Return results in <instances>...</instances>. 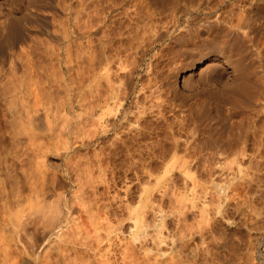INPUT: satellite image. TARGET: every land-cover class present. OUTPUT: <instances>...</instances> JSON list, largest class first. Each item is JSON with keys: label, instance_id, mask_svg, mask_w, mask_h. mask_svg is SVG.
I'll use <instances>...</instances> for the list:
<instances>
[{"label": "rangeland", "instance_id": "obj_1", "mask_svg": "<svg viewBox=\"0 0 264 264\" xmlns=\"http://www.w3.org/2000/svg\"><path fill=\"white\" fill-rule=\"evenodd\" d=\"M0 1V10L4 11L6 10V7L7 9L9 8L10 4L7 0H5L7 2H4L3 0ZM79 1L81 0H35L33 2V6L36 5L37 8L33 7L32 11H30L31 13L29 12L28 14L26 11L23 12L20 10H18V12L17 10L15 11V15H18V17L20 16L21 12H23L21 13L22 17L25 15L23 19L20 18V25H24H21L22 29L19 26V31L16 30V32H11V35L10 32L7 34V31L0 30V32L2 31L0 33V264H68V260L66 258L68 256L65 254V257L64 254L62 255L60 253V248L65 245V242L63 243L61 237L55 234H50V236L49 233L46 232L47 230H44V228L47 227H43L45 225L43 223L45 222V219H43L45 215H42L48 214L52 208L51 214L54 210V214L56 212L62 213L68 208L66 204L68 205L74 200H76V205L74 206L75 208H78L77 204L78 201L80 202V198L77 197V195L81 193L80 189H83L84 198H87L88 201L99 199L102 200L99 201V203L101 202L100 204L109 201L112 203V210H117V214L114 215V212L113 216L111 214H103L101 217L97 216L99 218L95 216L96 220L95 217H91L93 222L90 217L83 215L88 221L91 220L90 223L92 224V227L93 225H96L97 227L99 226L97 228L98 230H93L91 228V235L92 238L97 236L99 239L100 237V241H102V245L100 246L101 248H104H102L99 253L102 254V258L108 256L109 259L111 258L110 262H115H112L111 264H126L127 262V264L132 263V257L128 258L130 256L126 257L125 254L123 255L124 257H122V254L126 245L134 243L135 249L137 248L135 250V252H137L135 253L136 257L134 256L135 258H133L137 261L135 260V263L133 262L134 264H138L139 262V264H264V261H262L264 260V228H262L264 227V98L259 99V102H262H258L259 104L258 106L256 105L257 107L254 105L256 108L252 106L253 102H251V104L246 102V104V100L244 98L241 99V97L240 102L242 103L240 104H243L242 106L237 104L239 107L236 108L234 106L237 105L233 106L231 104H227L233 106L231 119L237 123L235 125L236 128L239 124H241L238 123L240 121L242 124L247 122L243 125L245 127L248 125L250 126L254 122V124H252L254 127L252 126V129L249 128L248 130L251 129L252 131H256L257 129L255 138L250 135L252 134V131L250 130L251 132L248 131L249 141L243 142V144L240 143L238 145L241 146V149H243L242 147H245L246 145L244 148L246 153L247 150L253 149L255 151V149H257V155L254 153L255 155L251 154V156L249 154H241L239 156H216L213 154V145L210 140H208V134L203 132L201 133L202 136L199 135V137H197L196 140L191 144L190 149L192 154H195L196 156L193 155V157L187 158V162L190 164V168L188 167L189 169L178 167L181 161L184 159L179 161V159L176 158L177 161L174 162L175 158L173 159V157L170 156L161 159L158 157L154 158V160L139 158L138 156L132 157V159L130 157H120V159H106L101 162L93 157L85 156V152L82 148H80L79 143L82 136V119L84 118L81 94L84 87V80L81 78L82 76H80L82 63L79 59L80 54H78V52L81 53V44L83 43L80 42H83V39H79L80 35L75 36L78 33L81 34V30L79 31L77 29L79 26L74 20L76 15L75 10L79 8V4H77ZM178 1V4L182 6L184 5L186 7L188 6L187 11L192 14H194L193 12L196 11L198 12L200 10H207V8L213 12L218 11L223 13L225 11L224 13L227 14L230 11L239 12L241 8V6L238 4V0H225V2L222 0H207V2L206 0H192V2L191 0ZM116 2L118 3L119 1L117 0ZM121 2L122 3L119 2V4H123V0H121ZM129 2L130 0H124L125 4H123L124 6H121H123L125 9L128 5L127 7H131V9L126 8V10H124L123 8H120L119 12H125L127 9L128 11L133 10L134 6L132 5V0L130 4ZM168 2V4H173L175 0H168ZM164 4H166V2H164ZM71 6L74 8H71ZM149 6L154 7L151 5V3H149ZM210 6H213V8ZM55 12H57V14ZM124 12L119 13L120 16L118 13H116V11L110 14L104 13V15H100L101 20L105 19L102 21L104 23H102L101 27L103 28L104 32L102 34V29H100L99 33L101 34L98 33L95 36L93 35V39L95 38L97 43H102L103 41L107 43L111 37L110 41L108 42L109 49L105 52L106 54L102 53V57L99 56L98 58V61H100L99 65L101 62H103L100 66L98 65V74H100V77L108 75L110 78L114 79L116 78L117 74L115 72H122V70L120 71L121 67L119 64V60L121 59H119L117 62H112V60H110L111 57L108 59V55L114 53L112 51L114 50V47L116 48V46L121 45L119 42L122 39L125 40V37L121 38V32L124 31L123 24H126L125 20L127 19L124 15ZM105 14H107V16ZM102 15L104 17H102ZM114 16H116V18ZM119 17L121 20L118 19ZM251 19L253 20L254 18L251 17ZM25 20L26 22H24ZM252 20H250L251 23H259L264 19L255 18V20ZM119 28H121V30ZM26 30H28V32ZM105 30L110 34H108V32ZM258 33L259 34L256 36L255 40L257 50L254 46V51H260L261 53L264 51V30L259 31ZM30 34L33 35V40H35L34 37H37V41H33V43L36 45L32 43V47H30V42L32 41H30V38H28L31 37ZM103 35L105 36L103 37ZM77 38L80 40V42H78L79 40H77ZM21 41L23 42L21 43ZM25 41H27L26 44H24ZM28 41H30V45H28ZM75 42L76 44H74ZM38 53L39 55H37ZM68 53L69 55H67ZM262 54H264V52H262ZM41 55L43 57H41ZM46 57L49 58L46 59ZM262 57H264V55H262ZM131 59L128 60L131 61ZM124 60L123 62L120 61L123 63V67L124 63L126 65L130 64L129 62L127 63L128 60ZM262 61H264V59H261V61L257 62L258 64L261 62L262 65L259 66V68L257 67L258 71H255V73L252 74L251 81L255 87L253 88V92H255L254 89H257L256 93H258V90L260 89L259 92L261 91L260 93L264 94V62ZM146 62L144 63V66L146 65ZM113 63L117 66V68ZM103 65H106L107 67L105 66L106 68L102 69L104 67ZM118 67L120 69H118ZM149 71L147 74L146 69L143 67L142 76L146 74L145 77H142L143 80H146V78L150 76ZM147 75L148 77H146ZM152 75L153 73H151V76ZM35 76L37 78L39 77L37 80L41 78V81L39 80L40 84H43L46 81V84H43L42 86L43 88L45 86L47 91L49 90L47 94L49 93L48 95L50 97L48 100L45 92L43 95L46 97L42 95L44 97L43 98L41 96L44 100L41 98L39 106H36L35 108L36 110H26V108H23L25 105H21H27L28 100L32 99L33 97L30 98L31 96L25 94L26 92L22 88L23 85H25L24 83H28L30 77ZM48 76H52L53 79ZM43 78L47 80H44ZM103 81L104 80H102V83L104 85ZM227 81V78H223L221 81L217 82L218 87L221 89L224 84L228 83ZM181 85L182 84H179V87H181ZM16 88L18 89L17 91ZM22 90L24 91L22 92ZM201 90L202 89H200V92L202 93L199 94V97L201 98L200 100H206L210 96H213V98L210 97L208 99H211L210 101L212 102H208L211 103L213 111L217 108L222 114L226 105H224V107L222 106L220 109L219 107L221 106L218 107L216 103H214L215 105L212 104L213 100H215L214 94H212L215 93L213 91L215 89L210 90L207 88L205 91L203 90L204 92ZM209 90L211 91L210 93ZM143 91L144 89L141 90V92ZM208 93L210 95H208ZM237 98L239 100V97ZM190 100L192 99H189V101ZM42 101L45 103L43 104ZM53 102L56 104H53ZM54 107L56 109H54ZM100 112L101 110L99 109L95 115L92 114L90 120H96L98 121V125H104L106 123L104 120L105 117H99L98 115H100ZM97 118H99V120ZM250 119L251 121H246ZM253 119H255V121H253ZM165 127H163V129ZM253 128L255 130H253ZM169 130V128H165L163 131H159L158 134L152 135L154 138L151 137L150 140H152L153 143L159 141L160 143L157 142L159 145L164 143L166 141L167 135L169 134ZM192 133L193 132H189L190 135ZM189 134H187L188 137L193 138V135L189 136ZM250 146L253 147L250 148ZM72 163L75 164L73 165ZM145 163L151 164L152 168H149V165H146ZM172 164H175V167H171ZM192 169L193 171L191 172ZM35 189L38 190L34 191ZM143 190H146V195L142 199L141 195L143 194ZM40 202L42 204H40ZM39 205L43 206L41 207ZM141 206H143L146 214H144L145 217H139V219L136 221L140 226L142 222V225L144 223L148 225L146 228H144V226L142 229L143 231H141V233L143 232L144 234H142L140 238L133 240L132 235L129 233L128 226L135 223V217L129 218V212L131 210L135 211L136 208ZM16 207L18 208L16 209ZM39 214H41V216ZM123 218L125 219L123 224L125 222L126 224L120 225V221ZM77 221L78 220L76 219V222ZM35 223H37V227H35ZM100 223L102 229L100 228ZM103 223H105L106 226L105 224L103 225ZM107 225L109 227L110 225L112 226V231L108 230L110 228ZM96 226L93 228H96ZM95 231L96 233H94ZM105 231L108 232L105 233ZM106 234L108 235L106 236ZM109 235L111 236V239L109 238ZM82 236L85 237L86 235L83 233ZM105 236L108 237L109 240L107 239L106 241ZM68 237L70 239L72 236L68 235ZM76 238H79V236ZM34 240L35 243L38 242L37 240H39L41 243V248L39 247L41 253L39 256H37L38 258L36 257L37 244L34 243ZM53 242L56 245H54ZM71 243H67L69 251L70 245L72 247L75 246L73 250L76 249V251L73 252L71 247L72 252H68L71 258H74L75 256L77 258L84 256V258H88L92 262L95 261V257L98 258L97 254L94 253V250L83 246L81 243ZM48 244L52 245L49 246ZM46 247L47 249H45ZM80 250H82V252ZM45 252L46 254H44ZM43 254L47 255L48 262H46L47 257L46 260L43 258L45 257ZM103 254L105 255L104 257Z\"/></svg>", "mask_w": 264, "mask_h": 264}, {"label": "bare ground", "instance_id": "obj_2", "mask_svg": "<svg viewBox=\"0 0 264 264\" xmlns=\"http://www.w3.org/2000/svg\"><path fill=\"white\" fill-rule=\"evenodd\" d=\"M3 1L4 2L8 1L10 5L8 4L9 5L8 9L6 7V10H4V9H3L4 11L0 10L1 11V13H0V17H1L0 18V30L7 31V34H8V32H10V35H11V32H16V30L19 31L18 27L20 26V28H21V25H23V24L20 25V22H21L20 18L23 19V17L25 15L22 17L21 13L26 11L29 14V12L32 11L33 7L37 8V6L36 5L33 6V4H34L33 2L35 0L34 1L33 0H7V1L3 0ZM116 1H111V0L110 1H108V0H81V1H79L80 3L79 2L77 3V4H79V6L76 5L79 8L77 10H75L76 15H75L74 20L77 23V25L79 26L77 29L79 31L81 30V34L78 33L77 35H75V34L74 35L75 36L80 35V38L79 37L78 38L80 40L83 39V42H80V40L77 38V40H79L78 42L83 43V44H81L82 45V49L80 48L81 51L79 50L81 53L78 52V54H80L79 59L82 63L81 69H80V74H81L80 76H82L81 78H83V80H84V82H83L84 87H83V91L81 93L82 94V101H83L82 106L84 109V118L82 119V136H81V140L79 143H80V148H82L83 151L85 152L84 153L85 156L93 157V158L97 159L99 162L104 161L106 159H117V158L120 159V157H125V158L130 157L132 159V157L138 156L139 158H145V159H151V160L153 159L154 160V158L159 157L161 159V158H166V157L170 156V157H173V159L175 158L174 162L177 161L176 158H178L179 161L184 159L183 161H181V163L178 161L180 163V164L178 163L179 164L178 167L183 168V169H185V168L189 169L190 164L187 162V158L193 157V155H195V154H192V151L190 149L191 144L203 132L208 134L207 135L209 138L208 140H210V142L213 145V147H212L213 148V150H212L213 154H215L216 156H221V155H223V156H225V155H227V156L228 155L229 156L230 155L239 156L241 154H244V155L249 154L251 156V154H254V153L256 154L257 149H255L256 152L253 149H251V150H247V153H246L245 149H244L246 147V145H245V147H242L243 149H241V146L238 145L240 143L243 144V142L249 141L248 140L249 139V132L248 131H250L252 129V126H253L252 124H254V122L250 126L248 125L247 127H245L243 125L246 124L247 122L242 124V122L240 121L238 123H241V124H239L236 128L235 125L237 123H235V121L231 119V115H232L231 113L233 112L232 109H233L234 105H237V104L240 106L243 105V104H240V103H242V102H240V97H241V99L244 98L246 100V101L244 100L245 103L248 102V104H251V102H253L252 106H254V105L258 106V104L262 102L261 100H260L261 102H259V99L264 98V94L260 93L261 91L259 92L260 89L258 90V93H256L257 89H254L255 92H253V88H255V87L253 86L252 81H251L252 74H254L255 71H258L257 67L259 68V66L262 65L261 62L259 64L257 62L261 61V59H264V57H262V55H264V54H262V52H264V51H262L261 53L259 50H258L259 52L254 51L255 49L257 50V47L255 45L256 44L255 43L256 36L259 34L258 33L259 31L264 30V20H262L259 23H251V21H250V20H252L251 17L254 18L253 20H255V18L264 19V0H258V1L257 0H238L239 3L238 2L237 3L241 6L240 11L239 12H233V11L231 12L230 11L227 14L224 13L225 11L223 13L218 12V11L213 12V11L209 10L208 8H207V10H200L198 12L196 11V12H193L194 14H192L189 11H187L188 6L186 7L184 5L182 6V5L178 4L177 3L178 0L177 1L175 0V2L173 4L172 3L168 4L170 2V1L168 2V0H166V1L165 0H148V1L147 0H132V2H133L132 5L134 6V9L128 11V9L129 8L131 9V7H127L128 6L127 5L126 6V8H128L127 11H125V12L123 11L124 15L126 16L127 19L125 20L126 24H123V27H124L123 30L124 31L121 32V34H122L121 38L125 37V40L122 39L119 42V43H121V45L116 46V48L114 47V50H112L114 53L113 54L109 53L111 56L108 55V53H107V55L109 56L108 59H110V57H111L110 60H112V62L113 61L117 62L119 59H121V60H119V64H120L121 69L119 67H118V69H120V71L122 70V72H115V73H117L116 78L113 79V78H110L108 75L100 77L99 76L100 74H98V65L100 62V61H98V58H99V56L102 55V53L106 54L105 52L109 49L108 48V42L110 41L111 37L109 38V41L107 43L105 41H103L102 43H97V40L95 38L93 39V35L95 36L96 34H98L100 29H102V31H101L102 34L104 32L103 28H101V27H102V23H104L102 21H104L105 19L104 20L100 19L101 14H103V15H104V13L110 14L114 11H116V13H118V14L123 13L122 11L119 12V9L123 8V6H124L123 4H125L124 0H123V4H119V2L122 3L121 0H118L119 1L118 3ZM222 1L225 2V0H222ZM130 2H131V0H130ZM130 2H129V4H130ZM164 2H166V4H164ZM191 2H192V0H191ZM203 2H205V1H203ZM206 2H207V0H206ZM0 3H1V1H0ZM149 3H151V5L154 7L149 6ZM121 5H123V6H121ZM6 6H7V4H6ZM76 6H75V9H76ZM129 6H131V5H129ZM169 6H171V7H169ZM67 7H68V4H67ZM203 7H204V5H203ZM71 8H74V7L71 6ZM126 8L125 9L123 8V9L126 10ZM211 8H213V6ZM16 10H17V12H18V10L23 11L21 13L19 12L21 17L20 16L18 17V15L17 16L15 15ZM234 10H235V8H234ZM2 12H3V14H2ZM49 13H51V12H49ZM55 13L57 14V12H55ZM107 14H105V15L107 16ZM115 14H112V15H115ZM103 15H102V17H104ZM119 16H120V14H119ZM114 17L116 18V16H114ZM27 18H29V17H27ZM44 18H46V17H44ZM112 18H113V16H112ZM118 19L121 20L120 17ZM122 20H124V19H122ZM40 21H41V19H40ZM24 22H26V20ZM34 22H35V20H34ZM111 23H112V21H111ZM35 26H37V25H35ZM113 26H116V25H113ZM114 28H116V27H114ZM119 29L121 30V28H119ZM26 31L28 32V30H26ZM54 31H55V28H54ZM106 32H108V31H106ZM101 33H99V34H101ZM108 34H110V33L108 32ZM3 35H6V34H3ZM123 35H125V36H123ZM30 36L31 37H28V38H30V41H32V42L28 41V45H30L29 44V42H30L31 43L30 47H32L33 46L32 43L35 40L37 41V37L36 38L34 37L35 40H33L32 39L33 35L30 34ZM66 36H68V35H66ZM104 36L105 35H103V37ZM112 37H114V36H112ZM7 38H8V36H7ZM27 39H25V40H27ZM17 42H18V40H17ZM22 42L23 41H21V43ZM26 42L27 41H25L24 44H26ZM47 43H49V42H47ZM119 43H117V44H119ZM24 44H23V46H24ZM74 44H76V42ZM3 45H4V43H3ZM34 45H36V44H34ZM78 45H80V44H78ZM121 46H123V47H121ZM254 46H255V49H254ZM66 47H68V46H66ZM26 48H28V47H26ZM70 48H71V46H70ZM28 49H30V48H28ZM51 50H52V48H51ZM57 51H58V49H57ZM69 53L67 55H69ZM18 55H19V53H18ZM37 55H39V53ZM41 57H43V56L41 55ZM76 57H77V55H76ZM121 57H123V58H121ZM124 57H125V60L131 59V61H129V60L127 61V63L128 62L130 63V64H128L129 66L124 63V67H123L122 62L124 60ZM47 58H49V57H46V59ZM105 59H106V57H105ZM257 60H259V61H257ZM13 61H15V60H13ZM120 61H122V62H120ZM145 62H146V65L144 66ZM262 62H264V61H262ZM101 63H103V62H101ZM101 63H100V65H101ZM35 64H33V65H35ZM105 66L102 69L107 67V66L106 67ZM127 67H129V68H127ZM143 67H144V69H146L147 74H148V71L150 70L149 71L150 76L148 77V75H147L146 77H148V78H146V80H143V78H142V77H145V75H146L145 74L142 76ZM79 68H80V66H79ZM116 68H117V66H116ZM58 69H60V68H58ZM163 69H164V71H163ZM10 70H11V68H10ZM51 71H52V69H51ZM67 73H68V71H67ZM105 73H107V72H105ZM151 73H153L152 76H151ZM14 77H15V75H14ZM35 77H30V78L28 77L29 81L26 80V81H28V83H24L25 85H23V88H22L25 90V92H26L25 94H28L29 96H31L30 98L33 97L32 99L28 100L27 105L26 104L21 105V106L25 105L23 108H26V110H29V109L36 110L35 108H36V106H39L41 98L43 96H45V95H43V94H45V92H46V96L48 97V100L50 97L48 95L49 93L47 94V92L49 90L47 91V88L45 86L43 88V86H42L43 84H46L45 83L46 81L43 84H40L41 78L39 79L40 80L39 81V80H37L39 77L38 78L36 77V79H35ZM48 77L52 78V76H48ZM223 78H227L228 83L226 82L227 84H224L225 86L223 85L224 88L221 87V89H220L217 85V82L221 81ZM6 79H5V81H6ZM44 80H47V79H44ZM102 80H104L103 81L104 85L102 83ZM116 82H118V83H116ZM4 83H6V82H4ZM13 83H15V82H13ZM221 83H218V84H221ZM179 84H182L181 87H179ZM24 86H25V88H24ZM8 87H9V85H8ZM10 87H11V85H10ZM207 88L210 90L215 89L217 91L216 92L215 90H213L215 93H212V94H214L215 100H213L212 104L216 103V105L218 107L221 106V107H219L220 109L222 108V106L224 107V105H226L224 107L225 109H223L224 111L222 112V114H221L220 110L217 108H216V110L213 111L211 103L208 102L211 100V99L210 100H208V99L210 97L213 98V96H210L209 98H207L206 99L207 101L205 99H204L205 101L200 100L201 98L199 97L200 96L199 94L202 93V92H200V89H202L201 91H203V90L205 91ZM18 89H19V87H18ZM18 89L16 88V91ZM143 89H144V91L141 92V90H143ZM24 90H22V92ZM185 90L188 93H186ZM210 90H209V93L211 92ZM67 91H68V89H67ZM209 93H208V95H210ZM16 94H17V92H16ZM188 97H189V99H192V100L189 101ZM237 97H239V100ZM259 97H261V98H259ZM43 98H42V100H44ZM53 99H54V97H53ZM25 101H26V99H25ZM42 102H43V104L45 103L44 101H42ZM210 102H212V101H210ZM54 103L55 102H53V104ZM227 104H231L233 106L227 105ZM58 105L61 106L60 104H58ZM238 105L234 106V107L237 108V107H239ZM213 108H215V107H213ZM54 109H56V108L54 107ZM99 109L101 110V112H100V115H98V116L101 118L105 117L104 120L106 123L104 125H101V124L98 125L97 124L98 121L92 119V121H94V122H92L90 120L91 119L90 117L92 116V114L95 115V113ZM252 109H253V107H252ZM167 112H169V113H167ZM249 112H251V111H249ZM58 113H59V111H58ZM169 114H171V115H169ZM97 119L99 120V118H97ZM246 121H251V119L246 120ZM253 121H255V119H253ZM47 122H48V120H47ZM91 126H93V127H91ZM165 126H167V127H165ZM163 127L170 129L169 134L167 135L166 141L160 145L157 144V142H159V141L153 143V141L150 140L152 135L158 134L159 131H163L165 129V128L163 129ZM249 128H251V129L248 130ZM255 128H256V126H255ZM253 130H255V129L253 128ZM242 131H244V132H242ZM256 131H257V129H256ZM256 131H252L251 132L252 134H250L253 138H255V136H256ZM189 132H193V133L190 135ZM187 134H189V136L193 135V138L188 137ZM152 138H154V137H152ZM251 147H253V146H250V148ZM190 163H191V160H190ZM146 165H149V168H152L151 164H146ZM174 165L175 164H172V166L171 165L170 166L175 167ZM168 167H167V170H168ZM116 168H117V166H116ZM192 171H193V169L191 170V172ZM39 174H40V172H39ZM185 177H186V175H185ZM75 180H77V179H75ZM137 181H138V179H137ZM196 186H197V184H196ZM236 187H237V185H236ZM184 188H185V186H184ZM36 190H38V189H35L34 191H36ZM80 190H81V193L77 195V197L80 198V202L78 201L79 205L77 204L78 208L76 207L77 209L74 206V205H76V203H75L76 200H74L72 203H70L68 205L66 204V206H68V208L65 211L62 210L63 211L62 213H60L58 211L59 213L56 212L54 214V211H55L54 210L51 214V211L53 209L51 207L52 209L50 210V212H48V214L42 215V216H44V215L46 216V218H45V216L43 218V219H45L44 220L45 222H43L45 225L43 224L44 225L43 227H47V228H44V230L46 229L47 230L46 232H48L49 235L55 234V235L61 237V239L63 240V243L65 242V245H63V247L60 248V251H61L60 253L62 255L64 254V256H65V254H66V256H68V257L65 256L68 260L67 261L68 264H111L113 262V261L110 262L111 258L109 259L108 256L104 257L105 253L103 254L104 258H102L101 257L102 254L99 253L100 250H102V248H104V247L101 248V246H100V245H102L101 244L102 241H100V237L98 239V237L95 234L94 235L96 237H93V238L91 235V233H92L91 228L93 230H95L99 226L97 227L96 225H93V227L96 226V228H93L90 221L92 220V222H93V219H92L93 217H95V216L101 217L103 214H111L113 216V213L115 212L114 215H116L117 210L116 211L112 210V203L109 201H107L103 204H100L101 202L99 203V201H102L99 199L92 200L93 202L88 201L87 198L86 199L84 198L83 189H80ZM78 192H79V190H78ZM142 192H143V194L141 196L143 199V197L146 195V190H143ZM197 196H199V195H197ZM42 199H43V197H42ZM40 204H42V203L40 202ZM202 204H203V202H202ZM202 204H201V206H202ZM59 205H61V204H59ZM39 206L42 207L43 205H39ZM46 207H48V206H46ZM17 208L18 207H16V209ZM38 208H40V207H38ZM41 209H40V211H41ZM63 209H65V208H63ZM204 209H205V207H204ZM199 211H200V208H199ZM7 213H8V211H7ZM41 214H39V215L41 216ZM144 214H146V213H145V210L143 209V206L136 208L135 211L131 210L129 212V218L135 217L134 218L135 223L131 224L130 226L127 225L128 229H129V233L132 235L133 240L140 238L142 236V234H144L143 232L141 233V231H143L142 230L143 227L145 226L144 228H146V226L148 225L145 223L142 225V223H143L142 222L141 226H140L139 223L136 221L137 219H139V217H142V216L145 217ZM83 215H85L86 217H90V218L92 217V218L90 221H88L86 219V217H84ZM151 215H153V214H151ZM96 217H95V220H96ZM97 218H99V217H97ZM120 218H122V217H120ZM76 219L78 220L77 222H76ZM146 220H147V218H146ZM124 221H125L124 218L121 219L120 225L126 224V222L123 224ZM103 222H104V220H103ZM105 223H107V222H105ZM105 223H103V225ZM5 224H6V222H5ZM35 224H36L35 227H37L38 226L37 223H35ZM15 226H16V224H15ZM105 226H106V224H105ZM111 227L112 226L110 225V227H109L110 229H108V230L112 231ZM125 227H126V225H125ZM100 228H101V223H100ZM262 228H264V227H262ZM96 231L94 233H96ZM34 232H35V230H34ZM107 232L105 231V233H107ZM83 233L86 235L85 237L82 236ZM27 234H29V233H27ZM68 235H71L73 238L71 237L69 239ZM107 235L108 234H106V236ZM110 235H109V238L111 237ZM30 236H32V235H30ZM77 236H79L80 239L76 238ZM6 237H7V235H6ZM109 238L106 237V241H107V239L109 240ZM155 238H157V237H155ZM141 240H143V239H141ZM150 240H152V239H150ZM37 241L38 242L35 243V240H34V243L37 244V246L35 245L37 247V249H36L37 251L35 250L37 252L36 257L39 256L41 253V251H40L41 243L39 240H37ZM71 242H73L74 244L75 243L76 244L81 243L83 246H86L89 249L94 250V253L97 254L98 258L97 257L94 258V255H93V258L95 259V261H93L94 263L91 260H89L88 258L87 259L84 258V256L83 257L81 256L82 258L81 257L77 258L76 256H75L76 258L75 257L71 258L70 254L68 253L71 251V247H72ZM67 243H69V244L71 243L70 251L68 249ZM57 244H58V242H57ZM134 244L126 245V247H124L125 249L124 250L122 249L123 254L120 253V254H122V257H124L123 256L124 254L126 257L130 256L128 258L132 257L131 258L132 263H129V264H134L135 260H136V259H133L136 257L135 253H137V252H135V250L137 248L135 249ZM50 245H52V244H50ZM54 245H56V244L54 243ZM3 247H5V246H3ZM73 248H75V246L72 247V251L75 252L76 249L73 250ZM196 248H198V247H196ZM45 249H47V247ZM105 250H106V248H105ZM80 251L82 252V250H80ZM77 252H78V250H77ZM44 254H46V252ZM44 256L45 257H43V258H45V260H46L47 255H44ZM61 258H62V256H61ZM94 259H92V260H94ZM41 260H42V257H41ZM262 261H264V260H262ZM46 262H48V257H47ZM129 262H130V260H129ZM198 262H199V260H198ZM113 263H115V262H113ZM136 263H138V262H136Z\"/></svg>", "mask_w": 264, "mask_h": 264}]
</instances>
